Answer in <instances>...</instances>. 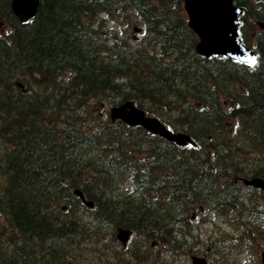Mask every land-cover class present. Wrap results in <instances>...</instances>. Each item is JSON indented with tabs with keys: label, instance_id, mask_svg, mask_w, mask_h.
<instances>
[{
	"label": "trees",
	"instance_id": "trees-1",
	"mask_svg": "<svg viewBox=\"0 0 264 264\" xmlns=\"http://www.w3.org/2000/svg\"><path fill=\"white\" fill-rule=\"evenodd\" d=\"M234 1L264 18L262 4ZM0 4L11 27L8 39H0V137L6 143L0 207L12 245L9 253L0 251V264H64L59 256L67 244L110 226L176 254V237L193 239L190 206L232 207L242 187L236 180L264 176V30L256 37L257 61L247 68L195 53L181 0H41L24 25L6 0ZM131 14L160 44V57L98 28L102 17ZM246 26L254 29L252 22ZM219 95L233 106L226 109ZM125 100L185 131L196 145L177 147L140 127L112 124L108 115L87 118L102 103ZM88 122L94 126L88 129ZM124 182L131 192L122 190ZM62 206L92 219L61 215ZM239 212L234 242L248 247L257 235L264 239L246 225L251 211ZM143 258L166 262L159 255Z\"/></svg>",
	"mask_w": 264,
	"mask_h": 264
},
{
	"label": "rangeland",
	"instance_id": "rangeland-1",
	"mask_svg": "<svg viewBox=\"0 0 264 264\" xmlns=\"http://www.w3.org/2000/svg\"><path fill=\"white\" fill-rule=\"evenodd\" d=\"M251 19V18H250ZM264 22V21H263ZM102 29H105L114 36L126 35L128 38L133 41L138 42L144 34L143 26L135 20L134 15H130L128 22L125 19H120L115 17L113 19H104L102 21ZM140 28L137 32V28ZM257 27V26H256ZM136 28V29H135ZM3 30V31H2ZM5 30V31H4ZM8 28L7 25L0 24V34L3 36L7 34ZM141 31V32H140ZM6 32V33H5ZM107 105H105L106 107ZM229 106V104L227 105ZM96 116L98 119L103 118L105 115L104 109L102 106H98L96 109L90 112V116ZM90 125L88 127H91ZM263 203L261 202V205ZM260 206V203L258 204ZM195 213V211L193 210ZM81 216H89L86 212H79ZM197 215V214H195ZM199 218H195L194 222V233L197 234L198 241L197 246L192 245V252L189 254H184L181 252L176 255H169L166 250L160 245H154L150 241L144 243H134L127 248L120 249L116 251L117 253L122 252L119 256L118 262L125 264V258L128 255V251H131L135 248L145 249L139 250L140 252L151 251L154 255L156 253L160 254L161 257L168 255L169 262L168 264H191V256H201L207 258L208 261H211L210 264H242L249 260V264H255L252 259L256 257V263H259V254L264 250V243L260 241L254 242V244L249 248H240L238 244H231L230 240H233L234 237L230 235L231 227L234 225V220L228 215L223 213L211 212L209 210H199ZM4 226V227H3ZM0 228L3 229L0 235H7L9 233V224L6 222L5 216L0 214ZM99 238V237H98ZM106 236H103L101 241H105ZM107 238L113 239V234H108ZM214 241V244L211 245V241ZM100 244V243H99ZM92 241L89 244H81L73 247H69V253L75 255L78 259V264H104L106 262V257H112L114 255L113 248L111 245H107L106 248L103 244L99 245ZM154 247V248H152ZM152 248V249H148ZM138 251V250H137ZM130 263L138 264L133 259Z\"/></svg>",
	"mask_w": 264,
	"mask_h": 264
},
{
	"label": "water",
	"instance_id": "water-1",
	"mask_svg": "<svg viewBox=\"0 0 264 264\" xmlns=\"http://www.w3.org/2000/svg\"><path fill=\"white\" fill-rule=\"evenodd\" d=\"M40 0H11V8L18 19L25 23L32 18ZM184 8L188 14L189 26L200 38L196 45L198 54L209 57L214 53H222L232 58L250 60L253 53L240 43L236 34L237 9L231 5V0H184ZM111 118H119L130 125H141L147 130L157 133L167 140L183 145L189 138L184 134H171L156 119L146 118L142 111L134 109L126 103L111 109ZM263 187V182L254 179L246 182ZM79 196L80 192L75 191ZM128 235H118L123 240ZM264 264V253L262 254ZM194 264H205V261L193 258Z\"/></svg>",
	"mask_w": 264,
	"mask_h": 264
}]
</instances>
